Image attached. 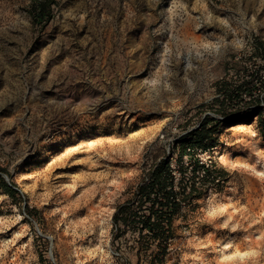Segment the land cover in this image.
<instances>
[{
  "label": "rangeland",
  "instance_id": "rangeland-1",
  "mask_svg": "<svg viewBox=\"0 0 264 264\" xmlns=\"http://www.w3.org/2000/svg\"><path fill=\"white\" fill-rule=\"evenodd\" d=\"M51 13L0 0V166L19 192L0 189V264H152L135 231L113 240L112 216L167 155L196 183L163 264H264V100L212 105L225 82L264 95V0H56ZM206 115L217 145L179 158L176 139Z\"/></svg>",
  "mask_w": 264,
  "mask_h": 264
},
{
  "label": "trees",
  "instance_id": "trees-1",
  "mask_svg": "<svg viewBox=\"0 0 264 264\" xmlns=\"http://www.w3.org/2000/svg\"><path fill=\"white\" fill-rule=\"evenodd\" d=\"M55 1L32 0L35 18L47 21L52 16ZM257 50L264 58V40L259 41ZM260 82L264 84L263 79H260ZM225 85L226 82L222 86L223 89L219 90V97L214 98L212 102L214 110L219 114L227 115L232 108L242 112L241 106L248 107L264 100V95H253V85L248 79H242L232 90L227 89ZM218 123L216 119L206 115L196 128L178 136L175 146L178 148L179 158L186 153L189 146L200 151H209L216 146L213 133ZM257 125L259 133L264 137V117L261 112L258 114ZM170 160V155H167L156 161L145 180L136 187L134 197L119 204L112 216L113 240L127 230L135 231L138 235V248L149 250L154 245L156 252L149 257L152 264H163L166 261L168 250L173 245L174 220L181 212L182 203H186L194 193L196 183L194 173L185 182L182 171L180 177H176L175 170L180 171L183 167L176 169ZM195 166H200L197 160ZM3 175L8 176V172L0 166V189L14 199L19 194L16 184L6 181ZM147 235L150 239H146Z\"/></svg>",
  "mask_w": 264,
  "mask_h": 264
},
{
  "label": "bare ground",
  "instance_id": "bare-ground-1",
  "mask_svg": "<svg viewBox=\"0 0 264 264\" xmlns=\"http://www.w3.org/2000/svg\"><path fill=\"white\" fill-rule=\"evenodd\" d=\"M254 241V240H253Z\"/></svg>",
  "mask_w": 264,
  "mask_h": 264
}]
</instances>
